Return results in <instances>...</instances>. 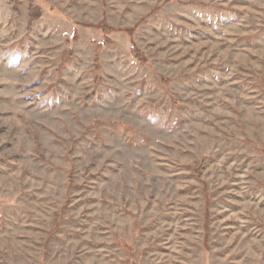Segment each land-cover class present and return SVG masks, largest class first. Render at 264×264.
<instances>
[{"label": "rangeland", "instance_id": "obj_1", "mask_svg": "<svg viewBox=\"0 0 264 264\" xmlns=\"http://www.w3.org/2000/svg\"><path fill=\"white\" fill-rule=\"evenodd\" d=\"M0 264H264V0H0Z\"/></svg>", "mask_w": 264, "mask_h": 264}, {"label": "trees", "instance_id": "obj_2", "mask_svg": "<svg viewBox=\"0 0 264 264\" xmlns=\"http://www.w3.org/2000/svg\"><path fill=\"white\" fill-rule=\"evenodd\" d=\"M102 30H104L106 33H109L110 31H112V30H114V29H111L110 27H107V25H103L102 27H100ZM108 42V41H107ZM106 42L105 41H103V42H99V43H97V49H100L101 48V46L103 45V44H105ZM134 58H136V60L137 59H139L140 57H139V55H138V53H137V51H135L134 52ZM70 175V174H69ZM69 186H68V188H70V186L72 185V180L71 179H69ZM208 216V212H206V217ZM206 221H207V218H206ZM207 225H206V223H205V228L207 229V227H206Z\"/></svg>", "mask_w": 264, "mask_h": 264}]
</instances>
